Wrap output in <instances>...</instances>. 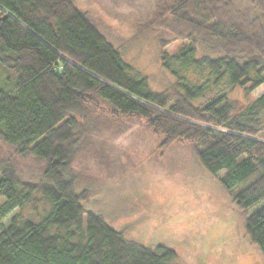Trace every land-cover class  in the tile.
<instances>
[{
  "label": "trees",
  "instance_id": "trees-1",
  "mask_svg": "<svg viewBox=\"0 0 264 264\" xmlns=\"http://www.w3.org/2000/svg\"><path fill=\"white\" fill-rule=\"evenodd\" d=\"M146 3L133 37L152 34L173 76L161 91L72 0H0V264H173V250L128 239L85 209L75 186L95 149L136 145L133 121L160 147L192 145L240 207L264 200V92L244 104L228 97L264 83V0ZM36 193L42 215L11 213ZM243 230L264 264V205Z\"/></svg>",
  "mask_w": 264,
  "mask_h": 264
},
{
  "label": "rangeland",
  "instance_id": "rangeland-1",
  "mask_svg": "<svg viewBox=\"0 0 264 264\" xmlns=\"http://www.w3.org/2000/svg\"><path fill=\"white\" fill-rule=\"evenodd\" d=\"M72 1L97 23L130 71L146 77L150 90H164L172 82L173 76L160 64L152 34L133 37L137 23L146 18L140 9L147 7V0L141 4L117 0L113 13L97 0ZM180 42L169 43L165 50L173 52ZM263 92L264 83L249 92L236 87L228 97L244 104ZM128 127L129 141L136 145L95 149L78 167L75 186L85 193L84 208L100 214L128 239L173 250V264H263L257 245L244 233L243 222L264 200L240 207L221 186L219 173L199 162L192 145L174 141L160 147L161 138L149 133L142 122L133 121ZM34 198L11 213L42 215V197L36 193Z\"/></svg>",
  "mask_w": 264,
  "mask_h": 264
}]
</instances>
